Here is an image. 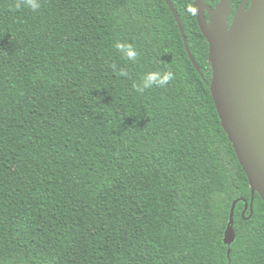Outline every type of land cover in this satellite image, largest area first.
<instances>
[{"label":"trees","instance_id":"16d2710c","mask_svg":"<svg viewBox=\"0 0 264 264\" xmlns=\"http://www.w3.org/2000/svg\"><path fill=\"white\" fill-rule=\"evenodd\" d=\"M172 2L201 72L167 0H0V264H264V200L216 107L209 41L194 0Z\"/></svg>","mask_w":264,"mask_h":264},{"label":"water","instance_id":"95a60500","mask_svg":"<svg viewBox=\"0 0 264 264\" xmlns=\"http://www.w3.org/2000/svg\"><path fill=\"white\" fill-rule=\"evenodd\" d=\"M167 2L180 25L189 56L201 72L182 19L172 0ZM223 2L230 5L232 0ZM194 3L198 23L210 44L211 91L222 124L249 177L253 193L258 192L264 200V0H244L245 15L229 37L214 32L210 25L211 11L220 4L213 9L206 0H194ZM206 11L210 13V22ZM234 213L235 204L225 235L228 245L236 239Z\"/></svg>","mask_w":264,"mask_h":264},{"label":"clouds","instance_id":"9594fccd","mask_svg":"<svg viewBox=\"0 0 264 264\" xmlns=\"http://www.w3.org/2000/svg\"><path fill=\"white\" fill-rule=\"evenodd\" d=\"M23 6L29 8L31 11L35 12L39 7V0H21ZM21 3L16 5L17 9L21 7ZM188 11L195 14L196 10L189 8ZM116 48L126 57L128 60H135L137 53L130 44L117 43ZM120 75L127 76V72L121 71ZM174 78V74L171 71L165 72L163 74L158 72L147 73L139 85L135 86L137 92L143 93L146 89L155 86H165Z\"/></svg>","mask_w":264,"mask_h":264},{"label":"bare ground","instance_id":"6f19581e","mask_svg":"<svg viewBox=\"0 0 264 264\" xmlns=\"http://www.w3.org/2000/svg\"><path fill=\"white\" fill-rule=\"evenodd\" d=\"M229 4L226 2L220 3L216 10L211 11V28L214 32H218L223 28V22L229 13ZM238 21L235 20V24ZM239 24V23H238ZM238 26V25H237ZM237 28V27H236Z\"/></svg>","mask_w":264,"mask_h":264},{"label":"rangeland","instance_id":"374dc122","mask_svg":"<svg viewBox=\"0 0 264 264\" xmlns=\"http://www.w3.org/2000/svg\"><path fill=\"white\" fill-rule=\"evenodd\" d=\"M228 6H229V13H228L227 16H229V14L231 13V7H230V5H228ZM246 10H247L246 7H244V6L240 7V9L238 11V14H237V17L235 19L238 22L235 24V21H234L233 26L231 28H229L227 26V22H226V19H225L224 22H223L224 24H223L222 30L218 31L217 33H220V34L224 35L225 37L231 36L232 33L235 31L239 21L244 17Z\"/></svg>","mask_w":264,"mask_h":264}]
</instances>
